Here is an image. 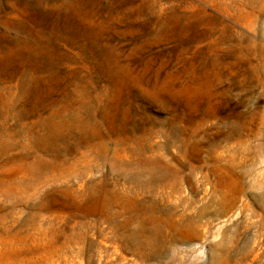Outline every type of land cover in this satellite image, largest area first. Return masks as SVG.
I'll list each match as a JSON object with an SVG mask.
<instances>
[{"label":"rangeland","instance_id":"rangeland-1","mask_svg":"<svg viewBox=\"0 0 264 264\" xmlns=\"http://www.w3.org/2000/svg\"><path fill=\"white\" fill-rule=\"evenodd\" d=\"M0 264H264V0H0Z\"/></svg>","mask_w":264,"mask_h":264}]
</instances>
